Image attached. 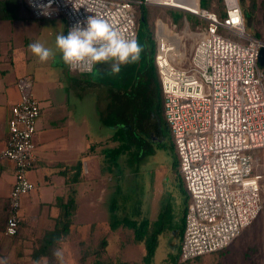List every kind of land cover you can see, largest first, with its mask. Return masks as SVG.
Wrapping results in <instances>:
<instances>
[{"label": "built area", "instance_id": "1", "mask_svg": "<svg viewBox=\"0 0 264 264\" xmlns=\"http://www.w3.org/2000/svg\"><path fill=\"white\" fill-rule=\"evenodd\" d=\"M226 17L214 10L185 11L200 19L180 29L158 19L155 66L164 99L188 205L180 245L182 262L227 249L263 210L264 70L262 42L246 33L239 0H223ZM35 18L64 17L67 29L89 16L105 19L127 38L138 39L137 8L151 5L181 10L161 0H26ZM184 11V10H181ZM202 22L206 26L201 27ZM182 25V24H181ZM229 32L236 39L225 36ZM95 66L70 69L91 74ZM21 101L7 121L8 141L1 152L14 164L5 234H19L22 199L35 187L37 121L41 106L28 78L18 82ZM262 154H259V152Z\"/></svg>", "mask_w": 264, "mask_h": 264}, {"label": "crops", "instance_id": "2", "mask_svg": "<svg viewBox=\"0 0 264 264\" xmlns=\"http://www.w3.org/2000/svg\"><path fill=\"white\" fill-rule=\"evenodd\" d=\"M25 9L28 5L20 3L12 16L0 18V264H109L113 222L122 221L115 230L117 237L123 238L127 228L117 199L121 161L127 156L121 152L123 139L127 141L130 123L143 131L152 120L144 122L143 117L135 123L141 88L150 81L157 85L155 72L151 79V64L144 68L142 62L122 66L118 76L107 75L104 64L95 65L91 74L72 72L55 46L58 34H68L66 18L38 19ZM37 41L53 49L55 57L40 62L28 47ZM22 78L31 81L41 115L35 164L28 172L35 188L22 199L19 234L10 237L5 229L15 169L1 152L9 138L11 108L21 101ZM156 120L161 132L160 116ZM71 199L69 232L48 247L47 236ZM133 240L143 247V261L145 245L135 235Z\"/></svg>", "mask_w": 264, "mask_h": 264}, {"label": "rangeland", "instance_id": "3", "mask_svg": "<svg viewBox=\"0 0 264 264\" xmlns=\"http://www.w3.org/2000/svg\"><path fill=\"white\" fill-rule=\"evenodd\" d=\"M203 1V5L200 4L202 10L205 9L206 0ZM239 2L245 16L246 33L257 38L264 46V0H257L258 8L253 12V16L250 15L249 21L247 17L251 13V0H239ZM20 3L24 8L27 7L26 0H20ZM208 3L212 4L211 10H214L215 13L218 14L222 11L223 0H208ZM143 13L146 17L145 21L142 19ZM158 19L165 22L171 20L180 29L186 25V21L190 23L192 29L200 24L198 17L185 11L139 5L137 8L138 38L145 46V50L156 48L155 31ZM204 26L206 23L202 22L201 27ZM223 34L236 39L227 31H224ZM145 50L142 54L143 61L140 60V63L144 64V68L147 67V64H151L153 70L150 72L152 76L150 78H153L155 72L154 77L157 85L150 81L141 88L142 94H139L140 100L136 107L138 117L135 118V123L140 122L143 117L144 122L148 117L152 120L145 124L143 131L140 128L139 131L136 129V143L121 161L123 174L121 195L117 198H120L119 204L121 205L118 214L123 218V222L142 223L149 221L154 226L162 227L163 232L160 236L159 247L152 264H173L172 258L179 253L181 245L179 232L185 200L189 196L181 186L183 180L179 172V165H176L178 157L175 147H173L174 150L172 148V135L159 131L156 118L159 117L160 111H162V117L164 116V99L154 55L153 59L150 60ZM261 69L264 70V65L261 66ZM158 85L160 88H157ZM157 138L161 141L165 138L162 145L156 140ZM259 154L262 152L260 151ZM117 223L118 221L113 222V224ZM123 225L125 226V224ZM115 230L113 229V243L110 246L112 260L109 264H144L140 260L143 257V247L141 248L133 240V230L126 228L123 238L117 237L119 234ZM122 247L124 249L120 253L119 250ZM90 263V261L83 262V264ZM194 264H264V202L263 210L258 218L227 249L202 256L199 262H194Z\"/></svg>", "mask_w": 264, "mask_h": 264}, {"label": "clouds", "instance_id": "4", "mask_svg": "<svg viewBox=\"0 0 264 264\" xmlns=\"http://www.w3.org/2000/svg\"><path fill=\"white\" fill-rule=\"evenodd\" d=\"M55 46L70 69L84 64L90 67L104 64L108 65L106 74L109 76H118L124 65L139 63L145 50L138 39L127 38L108 21L94 15L87 18L84 26L77 23L66 36L58 34ZM28 47L40 62H47L56 55L53 49L39 41ZM54 254L60 255L58 251Z\"/></svg>", "mask_w": 264, "mask_h": 264}, {"label": "trees", "instance_id": "5", "mask_svg": "<svg viewBox=\"0 0 264 264\" xmlns=\"http://www.w3.org/2000/svg\"><path fill=\"white\" fill-rule=\"evenodd\" d=\"M203 0H200V4L201 6L203 5ZM20 6V0H0V18H8L10 16H12V14L16 11V9H18V7ZM242 7V6H241ZM206 10H211L212 9V4L210 5L208 3V0L205 1V7ZM258 8V4H257V0H251V13H249L247 16L248 21L251 19V16H253V12H255ZM204 9V10H205ZM222 11L218 12V16L221 19H224L226 17V8L224 5V1H223V8H221ZM251 15V16H250ZM245 18V16H244ZM142 19L145 21L146 17L144 15V13L142 14ZM139 40V38H138ZM146 54L148 55V57L150 58V60L153 59V55L155 58V49L154 47L151 48L150 50H145ZM155 62V60H154ZM160 122H161V127H162V131L166 134H169L171 136V131L170 128L164 118V116L162 117V111H160ZM165 138L162 139V141H164ZM137 140V133H136V129L135 127H133V124H129V132H128V137H127V141H125L123 139V147L121 149V152L123 153H129L131 151V149L134 147L135 143ZM160 139L158 140V142L161 143V145L163 144ZM173 144H172V148H173ZM174 150V148H173ZM176 165L178 166L179 163L177 162ZM182 181V180H181ZM183 184V183H182ZM183 190L184 188V184L182 185ZM188 200L186 204L188 205ZM187 205L183 211V217H182V221H181V227H180V232H179V236H180V240L182 241L183 238V234H184V229H185V215H186V211H187ZM73 209H74V205H73V200L71 199L70 202L64 206L62 208V213L60 215L59 221H58V225L56 227V229L48 234V239H50V243H48V247L49 245L51 246L55 241H60L62 239V237H64L65 235L68 234L69 232V225L71 223V218L73 215ZM122 223V221H118V225H120ZM117 224H113V229H116L118 227ZM123 224H125V227L132 229L135 235V240L137 242H142L145 245V250H146V254L144 256L143 259V263L144 264H152L153 258L156 255V251L159 247V241H160V235L163 232L162 227H157L151 224V222L149 221H143L142 223H137V222H123ZM46 246V248H47ZM45 252L42 253V255ZM36 259L39 258V256H35ZM199 259H195L194 261H189V262H182L180 259V247H179V253L177 255H175L172 258L173 264H194V262H199ZM122 264H126V263H122Z\"/></svg>", "mask_w": 264, "mask_h": 264}, {"label": "bare ground", "instance_id": "6", "mask_svg": "<svg viewBox=\"0 0 264 264\" xmlns=\"http://www.w3.org/2000/svg\"><path fill=\"white\" fill-rule=\"evenodd\" d=\"M167 4L174 5L184 11H192L197 8L198 0H161Z\"/></svg>", "mask_w": 264, "mask_h": 264}, {"label": "water", "instance_id": "7", "mask_svg": "<svg viewBox=\"0 0 264 264\" xmlns=\"http://www.w3.org/2000/svg\"><path fill=\"white\" fill-rule=\"evenodd\" d=\"M181 10H183V9H181ZM259 64H260V66L264 65V47L261 49V52H260Z\"/></svg>", "mask_w": 264, "mask_h": 264}]
</instances>
